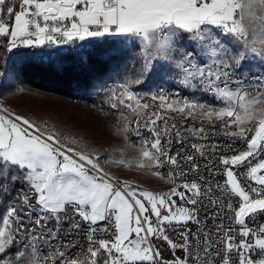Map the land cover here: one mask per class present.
<instances>
[{
  "label": "snow or ice",
  "instance_id": "snow-or-ice-1",
  "mask_svg": "<svg viewBox=\"0 0 264 264\" xmlns=\"http://www.w3.org/2000/svg\"><path fill=\"white\" fill-rule=\"evenodd\" d=\"M106 36L130 39L137 59L131 78L102 89L110 112L103 106L99 111L116 117L114 135L124 140L118 156L102 157L82 143L71 147L79 142L47 122L0 107V197L17 192L0 217V264H264V223H257L264 218V0H0V38H7V51ZM155 77L178 81L219 104L181 101L163 89L143 102L133 87ZM170 114L179 115L181 124L192 118L214 128L219 122L225 136L245 141L246 149L218 157L223 184L204 176V184L183 179L182 161L198 174V154L209 161L211 174L216 157L205 156L204 144L185 145L189 138L208 140L209 128L186 127L182 133L176 123L168 124L175 120ZM173 139L194 152H173ZM207 147L217 150L216 144ZM129 149L137 153L132 158ZM104 164L150 174L172 187L144 190ZM173 197L192 207L178 206ZM205 201L212 211L201 220L197 206ZM69 210L76 218L69 231L87 237V247L76 253L75 244H53ZM20 212L35 219L31 238L12 252L24 227ZM209 218L219 221L214 233L205 224ZM49 220L56 221L55 229L47 228ZM189 224L198 226L195 232ZM107 225L109 238H98L108 234ZM176 228H183L180 242L168 235ZM154 240L167 243L171 260Z\"/></svg>",
  "mask_w": 264,
  "mask_h": 264
},
{
  "label": "rangeland",
  "instance_id": "rangeland-1",
  "mask_svg": "<svg viewBox=\"0 0 264 264\" xmlns=\"http://www.w3.org/2000/svg\"><path fill=\"white\" fill-rule=\"evenodd\" d=\"M110 42L114 43L113 46L121 44L133 50V42L130 39L120 36H106L83 42L77 41L62 47H56L55 49L45 48V50L38 52L37 55L39 58L47 60L67 50L87 51L101 44L108 45ZM133 52L135 54V50ZM10 53V59H3L1 63L0 107L24 115L37 123L43 124L47 122L49 129L55 128L62 136L74 138L79 142L77 144H69L71 147L78 148L82 143L90 148L95 147L99 149L102 157L119 155L118 149L124 145V140L122 137L114 135L113 125L116 123V117L111 114L105 116L99 111V108L103 106L105 111L110 112L108 106L103 104L106 95L105 91L95 96L97 97L95 101L92 98H64L31 88L23 84L15 72L16 64L18 63V58H16L15 54L17 52ZM132 76L133 74L129 75L128 78ZM124 79L125 77L120 78L119 76L115 80L110 81L104 89L113 87L114 84H118ZM146 80L145 78L144 82L134 85L133 89L148 93L159 87H179L182 90L185 89L193 98L203 97L204 95L205 99L210 100L214 104H219V101L212 100L205 93L186 89L178 81L170 78H165L161 82L159 77H155L148 86L145 83ZM258 118L259 116H257ZM131 139L135 141L137 137L131 136ZM136 154L134 150L129 149L127 157L132 158ZM103 166L106 170L113 172L121 179H127L134 186H139L144 190L165 192V188L169 186L165 181L144 172L117 168L111 164H104ZM153 243L159 248L164 259L173 258L169 246L164 241L154 240Z\"/></svg>",
  "mask_w": 264,
  "mask_h": 264
},
{
  "label": "trees",
  "instance_id": "trees-1",
  "mask_svg": "<svg viewBox=\"0 0 264 264\" xmlns=\"http://www.w3.org/2000/svg\"><path fill=\"white\" fill-rule=\"evenodd\" d=\"M113 45L110 42L87 51L67 50L47 60L39 58L37 53H15L18 58L15 72L19 80L31 88L64 98H92L96 101L95 96L110 81L135 73L137 59L133 50L121 44ZM10 54L2 48L0 75L1 63L3 59H10ZM145 83L148 86L151 81L146 80ZM15 193L13 191L10 197H0V217L5 214ZM19 247L15 244L11 251L15 252Z\"/></svg>",
  "mask_w": 264,
  "mask_h": 264
},
{
  "label": "built area",
  "instance_id": "built-area-1",
  "mask_svg": "<svg viewBox=\"0 0 264 264\" xmlns=\"http://www.w3.org/2000/svg\"><path fill=\"white\" fill-rule=\"evenodd\" d=\"M6 39L7 38H0V57L2 54V48L5 49L4 45H6ZM45 48H56V45H53L51 47H47V46H43V47H39V48H32L29 50L33 51L34 53H38L40 51L45 50ZM25 49V48H24ZM6 50V49H5ZM7 51V50H6ZM161 90V89H160ZM158 90V92L160 91ZM163 90L169 94L172 95L173 98L178 99V100H184V99H188V100H192V99H199V98H193V96H191L188 92H174L172 89L170 88H163ZM157 93V92H156ZM142 97H144L143 102H151L150 101V96L152 94H139ZM158 103V102H157ZM170 115H175V120L173 119H168V124H172V123H176L178 129L183 133L184 132V128L186 127H195V128H199V127H206L209 128V139L208 140H199V139H192L189 138L188 140L185 141V145H190L191 143H199V144H204V153L205 156H215L216 159L211 161L212 164L215 165L216 168V172L215 173H209L208 169L205 168V164L209 163V161H207L206 159H204L203 157H200L198 154H196V163H198L200 165V170L199 173H191L188 172V167L189 165L184 163L183 161L182 166L185 170V177H183V179L185 181H192V180H197L198 182H200L201 184H204V181H200L199 177L200 176H204L206 178L207 181H210L213 183V185L216 182H219L221 184H223L224 180H225V176L223 174V168L224 165L219 163L218 157L219 156H227V155H232L234 154V152H237L239 150H244L246 149L247 145L245 143V141L243 139H233L231 137H227L223 134V130L222 127L220 125V123L218 122L214 128H210L207 124H201L200 121L198 119H192L189 118L186 121L183 122V124L180 123L181 121V117L179 115L176 114H170ZM235 127V126H233ZM185 135H188L187 133H184ZM253 133H248V136L250 137ZM144 135L147 136L149 135V133H147L146 131L144 132ZM210 144H216L217 145V150L215 151V153L211 152L210 149L207 147V145ZM184 147L182 145H178L175 143V139H173V152H175L176 148H181ZM184 150L187 151L189 154H192L194 152L193 149H191L190 147H184ZM253 163H255V161H253ZM161 171H163L165 174H167V172L169 171V166H165L163 169H161ZM235 171L237 173H241L244 171L243 168H236ZM242 180L244 179L243 176L240 177ZM177 182H180V178L177 179ZM172 187V185L169 184V186L165 189L166 191H168L170 188ZM180 190L183 191V189L181 188ZM17 195V192L15 193V196ZM173 199L176 200L177 205L181 206V207H189L191 208V205L185 204L183 201H181L178 197H173ZM34 203V201H33ZM234 206H236V202L233 201ZM199 208V218L201 220H205V216L207 214H209L212 209L206 206V201H205V205L204 206H197ZM27 211V209L25 210ZM227 209H225V213L224 215H227ZM19 215L22 217V220L20 221V223L23 224V228L21 229V232L19 234V240L16 244H18L19 246H21V244L26 240V239H30L31 238V233L28 231V229L33 227V220L35 219V214H33L32 216H28L25 215V212H20ZM63 216H67L68 219L66 220H62L61 224H60V231L58 233V239L56 241H53V244L55 245H59L62 243H69V244H75L77 245L76 248H72L71 251L72 253H76L80 248H86L87 247V237L84 234V232L81 231H76V230H72L69 231V224L70 223H74L76 218L73 215V212L71 210H69L68 212L62 214ZM215 222H219V221H215ZM212 219H208L205 221V224L207 226V228L209 230H211L213 233L215 232V227H214V223H215ZM47 223V228L48 229H55L57 227L56 225V221L54 220H49L46 222ZM106 224V222H104ZM223 223L225 225V227L228 226L229 221L228 219H223ZM257 223H264V218H258L257 219ZM250 226L252 225V221H249ZM109 228V232L108 234H99L98 238L101 239H107L109 238V236L111 235L112 232V228L110 225H107ZM189 227L195 232L197 229V225L196 224H189ZM203 227V226H200ZM233 227H238L236 225H233ZM37 232L40 231L39 228L36 229ZM183 231V228H176L175 230L169 229L168 230V235L176 242H180V236H179V232ZM166 243V242H165ZM167 244V243H166ZM50 249L48 248L47 245H45L44 247V251L47 252ZM176 255L180 256L182 255L180 250L176 251Z\"/></svg>",
  "mask_w": 264,
  "mask_h": 264
},
{
  "label": "bare ground",
  "instance_id": "bare-ground-1",
  "mask_svg": "<svg viewBox=\"0 0 264 264\" xmlns=\"http://www.w3.org/2000/svg\"><path fill=\"white\" fill-rule=\"evenodd\" d=\"M64 45H66V44H63V45H56V47H62V46H64ZM10 52H26V53H33V51L32 50H29V49H24V48H18V49H13L12 51H7V53H10ZM163 88H170V89H172L174 92H185V89L184 90H182V88L180 89L179 87L177 88H175V87H159V88H157V89H155V90H153V91H151V92H148V93H144V92H142V91H139V90H135V89H133L135 92H137V94H155L156 92H158V90H160V89H163ZM199 96V95H198ZM205 96L203 95V97H198L199 98V100H201V101H204V100H206L205 98H204ZM208 100V99H207ZM168 184V183H167ZM169 185V184H168ZM14 197H15V195H14Z\"/></svg>",
  "mask_w": 264,
  "mask_h": 264
},
{
  "label": "crops",
  "instance_id": "crops-1",
  "mask_svg": "<svg viewBox=\"0 0 264 264\" xmlns=\"http://www.w3.org/2000/svg\"><path fill=\"white\" fill-rule=\"evenodd\" d=\"M166 188H167V187H166ZM166 188H165V189H166ZM165 260H171V259H165Z\"/></svg>",
  "mask_w": 264,
  "mask_h": 264
}]
</instances>
